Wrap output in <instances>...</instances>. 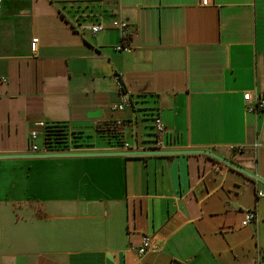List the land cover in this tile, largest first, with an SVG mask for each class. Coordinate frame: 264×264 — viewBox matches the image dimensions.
I'll return each mask as SVG.
<instances>
[{"label": "crops", "instance_id": "0c3cea01", "mask_svg": "<svg viewBox=\"0 0 264 264\" xmlns=\"http://www.w3.org/2000/svg\"><path fill=\"white\" fill-rule=\"evenodd\" d=\"M76 17L126 21L128 48ZM0 78V155L44 150L50 123L93 146L45 153L121 151L108 126L148 150L159 118L167 150L264 180V113L244 100L264 94V0H2ZM0 264H264V184L206 155L0 159Z\"/></svg>", "mask_w": 264, "mask_h": 264}, {"label": "built area", "instance_id": "2783aa9c", "mask_svg": "<svg viewBox=\"0 0 264 264\" xmlns=\"http://www.w3.org/2000/svg\"><path fill=\"white\" fill-rule=\"evenodd\" d=\"M1 2L0 0V8H1ZM204 5H207V1L203 2ZM79 18L76 17L74 21L72 22V27L75 31L79 33H83L85 31H88L93 37L98 36L102 32L109 30V29H114V30H119L122 33L123 36V43L122 45H119L114 48L115 51H124L128 47L126 45L128 36V30H129V25L126 21H123L121 19L115 20L111 22L110 24L106 23L103 18L99 19V22L93 25H90L88 27L82 26L78 23ZM38 44L39 40L38 38H35L32 40L31 43V51L35 55L38 50ZM0 82H3V79L0 78ZM121 92L122 94H126V92L123 90L121 86ZM244 100L246 102V110L248 112H259V113H264V94L259 95V96H253L251 93H246L244 95ZM126 105V101L121 104V105H116L114 106V109H122ZM123 124L122 122H119L118 125ZM117 127V124L115 125ZM154 127L157 135V139L155 142V145L153 148L148 149V150H153V151H162V150H167V147L165 146L164 143V133L166 131L165 126L163 125L162 121L159 118H156L154 120ZM32 139L36 138V133H32L31 135ZM237 151H241L242 148H236ZM121 151H141L138 147H131L129 144H125L124 148ZM33 152L34 153H45L47 152L46 150H38L36 146H33ZM260 197L263 196L262 193L259 194ZM256 220V215L255 212L249 211L246 213L245 220L243 222V226H247L251 223H253ZM157 247L154 246L152 239L150 237H144L143 243L141 247L137 249V254L140 259H142L148 252L152 250H156Z\"/></svg>", "mask_w": 264, "mask_h": 264}, {"label": "water", "instance_id": "95a60500", "mask_svg": "<svg viewBox=\"0 0 264 264\" xmlns=\"http://www.w3.org/2000/svg\"><path fill=\"white\" fill-rule=\"evenodd\" d=\"M176 155H206L210 158L237 170L244 175L264 184V180L258 175L252 174L236 163L220 157L216 153L209 150H141V151H113V152H62V153H37L34 155H0V159H15L24 157H83V156H125V157H145V156H176Z\"/></svg>", "mask_w": 264, "mask_h": 264}, {"label": "trees", "instance_id": "16d2710c", "mask_svg": "<svg viewBox=\"0 0 264 264\" xmlns=\"http://www.w3.org/2000/svg\"><path fill=\"white\" fill-rule=\"evenodd\" d=\"M125 91L124 85L121 83ZM109 127L108 135L103 136L108 141H114L113 146L122 148L123 141L120 133ZM92 138L84 133L70 132L67 125L63 123H50L44 130V150L47 152L69 151L71 149L91 148Z\"/></svg>", "mask_w": 264, "mask_h": 264}, {"label": "rangeland", "instance_id": "374dc122", "mask_svg": "<svg viewBox=\"0 0 264 264\" xmlns=\"http://www.w3.org/2000/svg\"><path fill=\"white\" fill-rule=\"evenodd\" d=\"M98 142H99V143H103V142H105V141L103 140V138H100V137H99V138H98Z\"/></svg>", "mask_w": 264, "mask_h": 264}]
</instances>
